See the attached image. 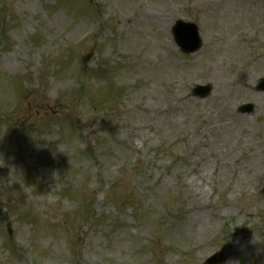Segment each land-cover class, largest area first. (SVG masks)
<instances>
[{"label":"rangeland","instance_id":"1","mask_svg":"<svg viewBox=\"0 0 264 264\" xmlns=\"http://www.w3.org/2000/svg\"><path fill=\"white\" fill-rule=\"evenodd\" d=\"M261 78L264 0H0V264H264Z\"/></svg>","mask_w":264,"mask_h":264},{"label":"water","instance_id":"2","mask_svg":"<svg viewBox=\"0 0 264 264\" xmlns=\"http://www.w3.org/2000/svg\"><path fill=\"white\" fill-rule=\"evenodd\" d=\"M172 34L176 44L185 52L193 53L200 48L201 41L198 37L197 29L190 23L177 21L172 28ZM263 83V84H262ZM259 89L264 90V81L259 83ZM196 91H203L200 96H205L208 89L196 88ZM220 260V257H218Z\"/></svg>","mask_w":264,"mask_h":264},{"label":"clouds","instance_id":"3","mask_svg":"<svg viewBox=\"0 0 264 264\" xmlns=\"http://www.w3.org/2000/svg\"><path fill=\"white\" fill-rule=\"evenodd\" d=\"M4 164V159L0 158V165ZM105 195L102 193L98 199L103 200ZM92 259L96 260L97 256L92 253ZM100 264H136V257L134 250L129 246H122L110 250H106L101 257H99ZM231 264H237L232 261Z\"/></svg>","mask_w":264,"mask_h":264}]
</instances>
